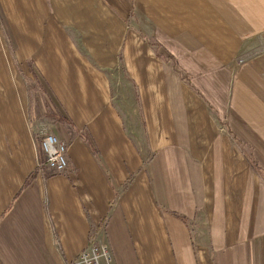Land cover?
<instances>
[{"label": "crops", "instance_id": "obj_1", "mask_svg": "<svg viewBox=\"0 0 264 264\" xmlns=\"http://www.w3.org/2000/svg\"><path fill=\"white\" fill-rule=\"evenodd\" d=\"M262 37L264 0H0V264H264Z\"/></svg>", "mask_w": 264, "mask_h": 264}, {"label": "built area", "instance_id": "obj_2", "mask_svg": "<svg viewBox=\"0 0 264 264\" xmlns=\"http://www.w3.org/2000/svg\"><path fill=\"white\" fill-rule=\"evenodd\" d=\"M38 145L42 155V160L37 162L39 168L55 172L67 169V146L64 141L53 133L42 132ZM69 264H113V256L104 240L92 241Z\"/></svg>", "mask_w": 264, "mask_h": 264}, {"label": "rangeland", "instance_id": "obj_3", "mask_svg": "<svg viewBox=\"0 0 264 264\" xmlns=\"http://www.w3.org/2000/svg\"><path fill=\"white\" fill-rule=\"evenodd\" d=\"M254 42L256 43V45L251 47V49L256 50L255 52L264 51V37L257 39ZM243 58L244 57H241V59H243ZM23 83L25 84V88H26L27 93H28L27 95H28V99H29V113H31V119H30L31 120V126L33 127V129L36 130V132H38V140H39L40 136L42 135V132L53 133L58 137L57 133L55 132V128H56L57 124L52 120L54 117L51 116L50 114H48L47 108L43 107L40 110V108L35 106L36 105L35 98H37L36 100H38L39 102H40V100L42 102H44V97L42 96V90H41L42 85H41L40 81H38V79L35 76H33V78L23 79ZM37 93L40 95L38 96ZM40 105H42V104H40ZM58 139H60V138L58 137ZM38 147H39V145H38ZM38 161H40V160H38Z\"/></svg>", "mask_w": 264, "mask_h": 264}, {"label": "trees", "instance_id": "obj_4", "mask_svg": "<svg viewBox=\"0 0 264 264\" xmlns=\"http://www.w3.org/2000/svg\"><path fill=\"white\" fill-rule=\"evenodd\" d=\"M28 180V179H27Z\"/></svg>", "mask_w": 264, "mask_h": 264}]
</instances>
